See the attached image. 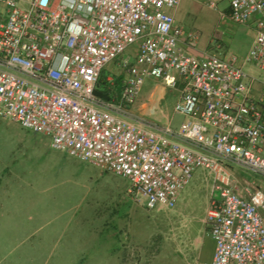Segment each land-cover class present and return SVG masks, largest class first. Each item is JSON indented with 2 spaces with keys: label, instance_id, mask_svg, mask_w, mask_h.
I'll return each mask as SVG.
<instances>
[{
  "label": "built area",
  "instance_id": "obj_1",
  "mask_svg": "<svg viewBox=\"0 0 264 264\" xmlns=\"http://www.w3.org/2000/svg\"><path fill=\"white\" fill-rule=\"evenodd\" d=\"M219 1L206 5L217 10ZM224 1L233 22L253 21L255 38L241 61L264 73V0ZM180 3L0 0V118L126 178L128 192L151 210L173 209L194 172L208 170L219 196L205 218L215 248L200 264H264V191L240 187L230 170L264 178V82L255 98V78L237 55L182 50L184 31L170 12ZM112 62L126 75L120 97L106 100L96 89ZM147 78L180 86L174 111L186 120L178 127L135 109Z\"/></svg>",
  "mask_w": 264,
  "mask_h": 264
},
{
  "label": "rangeland",
  "instance_id": "obj_2",
  "mask_svg": "<svg viewBox=\"0 0 264 264\" xmlns=\"http://www.w3.org/2000/svg\"><path fill=\"white\" fill-rule=\"evenodd\" d=\"M227 10L224 0L217 10L206 0H181L175 16L184 31L181 49L200 57L229 47L242 59L252 32ZM190 32L197 34L194 43L187 41ZM108 68L115 78L125 73L117 63ZM155 84L145 79L142 93ZM179 90L168 88L161 104L175 127L186 120L174 111ZM50 143L49 136L0 118V264H200L211 258L215 243L205 218L209 196L218 193L208 170L194 172L173 209L151 210L128 192L126 178Z\"/></svg>",
  "mask_w": 264,
  "mask_h": 264
},
{
  "label": "crops",
  "instance_id": "obj_3",
  "mask_svg": "<svg viewBox=\"0 0 264 264\" xmlns=\"http://www.w3.org/2000/svg\"><path fill=\"white\" fill-rule=\"evenodd\" d=\"M177 8L174 9V10H171V12L174 14V16H176ZM227 13H228V16H229V9L227 10ZM175 19H176V17H175ZM243 25L247 26L252 32L250 45H249L247 51H245V53H244V54H247V52L250 50V48H251V46L253 44L254 38H255V28H254L253 21H250L247 24H243ZM234 37L235 36H231L230 40H232V41L236 40ZM225 38H227V34H224L221 37V39L223 40V44H222V46H220L221 48L225 44L224 43L226 41V40H224ZM181 43H182V40H181ZM228 44H230V43H228ZM136 53H137V46H132L128 50V54L130 56H132V58H134ZM232 54H235L237 56L241 55V53H238L237 49H235L233 51V50H231V48L227 47L218 56H220V57H228L229 55H232ZM112 63H116V62H112ZM112 63H110V64H112ZM110 64H108V65H110ZM237 64L243 67V69L245 70V72L248 74V76L250 78H255V80L253 81V89H254V94L253 95H254L255 98H257L259 96L260 90H261V88L263 86L264 74H261L260 71L258 69H256L252 65H248V64L243 65L240 58H239ZM107 71H110V69L108 68V70H106V72ZM112 75H113V72H112V74L107 75V80L110 83H112V80L115 79V76L112 77ZM122 75H124V77H125L126 72L122 73ZM167 89L168 88H164L163 87V85H162V83L160 81L156 80V84H155V86L153 88H151L148 91L144 92V94L141 91L142 94L139 95L138 102H137V104L135 106V109L140 114H142V115H144V116H146L148 118H154V119H156V120H158V121H160L162 123L170 121L171 124H172V119L165 112H163V110L161 108V104H162V102H163V100L165 98ZM119 97H120V94L116 98L118 99ZM153 109H155L154 113L152 111ZM172 126H173V124H172ZM50 146H51V143H50ZM230 167H232V171L231 172L234 175V178L236 176V177H238V179H240V181H242V182H240L239 180H237L235 178L236 182H238L240 187L241 186H247V187H249L252 190L261 189V190L264 191V178L262 176H259L257 174L251 173V172L246 171L244 169H241V170L239 169L238 170V169L235 168L234 165H231ZM128 188H129V186H128ZM218 198H219V196H217V195L216 196L215 195L214 196H209V202H208V205H207V209H208V206H209L211 200L212 199H218ZM261 214H262V216L264 218V211H261ZM213 253H214V251H213ZM212 257H213V254H212L211 258L209 260H207V261H210L212 259ZM204 262H206V261H204Z\"/></svg>",
  "mask_w": 264,
  "mask_h": 264
},
{
  "label": "trees",
  "instance_id": "obj_4",
  "mask_svg": "<svg viewBox=\"0 0 264 264\" xmlns=\"http://www.w3.org/2000/svg\"><path fill=\"white\" fill-rule=\"evenodd\" d=\"M124 78V75H118L116 76L114 82L110 83L107 80L106 70L104 69L99 78L96 94L106 100L112 99L113 97L116 98L122 90Z\"/></svg>",
  "mask_w": 264,
  "mask_h": 264
}]
</instances>
